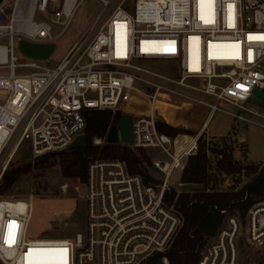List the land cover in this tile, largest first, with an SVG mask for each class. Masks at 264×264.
<instances>
[{
    "label": "built area",
    "instance_id": "1",
    "mask_svg": "<svg viewBox=\"0 0 264 264\" xmlns=\"http://www.w3.org/2000/svg\"><path fill=\"white\" fill-rule=\"evenodd\" d=\"M98 1L102 8L81 36L54 66H43L30 58L18 62L14 51L19 39L51 38L50 25L34 20L50 0H0V41L7 39L0 43V68L8 69L0 74V181L22 144L34 157L60 151L84 133V111L127 114L138 94L148 99L149 109L131 115V145L119 143L159 149L167 159L153 160L151 167L160 182L146 184L118 160H91L83 197L86 233L70 238L29 237L32 197L0 194V264H144L169 247L183 218L164 193L174 184L173 170H182L195 153L196 140L176 152L175 137L157 130L156 122L164 119L156 103L195 104L207 118L222 112L264 130V114L251 101L254 89L264 91L261 0H130L129 7L128 0ZM80 2L74 0L68 13L62 5L66 20ZM156 62L174 63L176 73L155 70L150 64ZM18 67L34 70L15 74ZM222 103L237 108L223 109ZM105 140L95 137L93 143ZM220 212L224 224L197 264H238L244 222L246 244H264V199L248 208L244 222L237 211ZM64 248L67 253L49 251ZM161 263L169 264L165 256Z\"/></svg>",
    "mask_w": 264,
    "mask_h": 264
},
{
    "label": "trees",
    "instance_id": "2",
    "mask_svg": "<svg viewBox=\"0 0 264 264\" xmlns=\"http://www.w3.org/2000/svg\"><path fill=\"white\" fill-rule=\"evenodd\" d=\"M264 3V0H261ZM264 108V104L261 105ZM86 126L85 144L72 145L60 151H49L32 162L7 168L0 181V194L11 188L20 177L32 168L45 170L58 166L63 178L84 183L87 164L96 158L124 162L129 173L137 174L143 181L157 184L160 179L148 174L151 159L143 148H134L121 143L101 145L92 143L94 137L106 138L108 130L117 124L119 112L110 110H86L83 113ZM157 130L171 138L185 130L173 127L163 120L156 122ZM193 135V133H191ZM244 176L240 186L219 189L221 176ZM179 182L183 185H199L200 188L175 190L164 193L167 203H174L182 215L183 223L169 247L164 252L154 253L144 264H162L165 256L169 264H197L200 253L211 238H215L224 224L221 210L237 211L242 222L248 208L264 199V167L235 159L228 147L210 146L203 134L196 139V151L189 155L181 170Z\"/></svg>",
    "mask_w": 264,
    "mask_h": 264
},
{
    "label": "rangeland",
    "instance_id": "3",
    "mask_svg": "<svg viewBox=\"0 0 264 264\" xmlns=\"http://www.w3.org/2000/svg\"><path fill=\"white\" fill-rule=\"evenodd\" d=\"M9 1L13 2L14 0ZM63 1L50 0L45 13L36 12L35 14L34 20L36 22L44 21L51 27V38L45 43H54L56 45L50 59L48 61H39L38 65L54 66L81 36L84 29L102 8L98 0H80L81 2L68 21L61 13ZM130 3L131 1L128 0L126 5L129 7L128 4ZM128 10L130 11V9ZM7 24H9V21ZM65 24L67 26L63 30ZM0 43H7V39H2ZM14 53L19 59L18 62L29 61L28 58L22 57L18 49ZM150 66L168 76H173L176 73V65L172 62H156L151 63ZM33 70L31 68L18 67L15 68L14 73L29 74ZM7 73L8 69L0 68V74ZM220 106L228 110L237 108L224 103L220 104ZM148 109V99L134 94L132 102L124 109V112L130 115H137L141 114V112H147ZM257 110L264 114L263 107L257 106ZM160 111L162 112L161 109L156 111V114ZM173 127L185 130V132H180L175 137L194 133L181 125ZM206 133H203L206 143L210 146L230 148L235 159L244 163L251 162L259 163L260 165L264 162V130L262 128L249 123L237 122L225 113L216 112L207 123ZM145 151L150 159L166 158L157 148H149L145 149ZM36 157L33 156L27 144H22L14 153L8 168L32 162ZM147 171L149 175L156 178L159 177L157 171L151 165L147 168ZM177 177L178 171L175 172L170 181L177 182ZM245 181L244 176L222 175L218 187L219 189H226L236 185L240 186ZM84 183L76 179L63 178L58 166L45 170L32 168L31 171L22 175L11 188L6 190L4 195L18 197V199L24 201H29L27 197H32L33 210L28 232L29 237L70 238L76 232H80L82 235L86 233V205L83 198L85 192ZM171 188L179 190L176 183L172 184ZM244 223L241 224L242 231L237 239L238 264H264V244L260 246L246 244L244 235L246 223ZM213 242L214 238H211L207 245L209 246Z\"/></svg>",
    "mask_w": 264,
    "mask_h": 264
},
{
    "label": "water",
    "instance_id": "4",
    "mask_svg": "<svg viewBox=\"0 0 264 264\" xmlns=\"http://www.w3.org/2000/svg\"><path fill=\"white\" fill-rule=\"evenodd\" d=\"M54 43H33L26 39H19V52L30 59L36 61H48L55 50ZM251 101L257 106L264 104V91L261 89H254ZM123 142L127 145L132 143V116L129 114H120L117 124L112 126L106 137L108 143ZM85 135L82 134L75 138L72 142L74 147H82L85 144ZM199 185H181V189H195L200 188Z\"/></svg>",
    "mask_w": 264,
    "mask_h": 264
},
{
    "label": "crops",
    "instance_id": "5",
    "mask_svg": "<svg viewBox=\"0 0 264 264\" xmlns=\"http://www.w3.org/2000/svg\"><path fill=\"white\" fill-rule=\"evenodd\" d=\"M160 109L162 110V112L160 111V113L163 116V119L167 124H171L172 126L181 125L182 127L194 132L193 135L195 136L180 135V136L175 137V151L176 152L190 145L192 140L193 139L196 140L200 134H203V133L207 134L206 133L207 123L211 117L207 118V112L205 108L199 105H195V104H181V105H169V104L165 105L164 104L160 106ZM141 113H145V112H141ZM166 159L167 157L165 159H151V161L153 160L164 161ZM176 171H178V177H177L178 181L173 182V183H176L178 185V183H180L179 177H180L181 170H178V169L173 170L171 174V178L174 176ZM158 175L160 176L159 173Z\"/></svg>",
    "mask_w": 264,
    "mask_h": 264
},
{
    "label": "bare ground",
    "instance_id": "6",
    "mask_svg": "<svg viewBox=\"0 0 264 264\" xmlns=\"http://www.w3.org/2000/svg\"><path fill=\"white\" fill-rule=\"evenodd\" d=\"M73 2H74V0H64V1H63V11H64L65 13H68L69 11L72 10ZM37 62H39V61H37ZM164 104H165V105H168V104H166V103L161 102V103H156V106L158 107V109H160V106H161V105H164Z\"/></svg>",
    "mask_w": 264,
    "mask_h": 264
},
{
    "label": "snow or ice",
    "instance_id": "7",
    "mask_svg": "<svg viewBox=\"0 0 264 264\" xmlns=\"http://www.w3.org/2000/svg\"><path fill=\"white\" fill-rule=\"evenodd\" d=\"M10 227H11V225H10ZM6 242L11 243L12 241L11 240H8ZM49 251H55V252H60V253H67V249L66 248H64V249H54V250H49Z\"/></svg>",
    "mask_w": 264,
    "mask_h": 264
}]
</instances>
